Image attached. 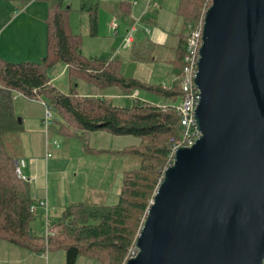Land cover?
Instances as JSON below:
<instances>
[{
	"label": "trees",
	"instance_id": "trees-1",
	"mask_svg": "<svg viewBox=\"0 0 264 264\" xmlns=\"http://www.w3.org/2000/svg\"><path fill=\"white\" fill-rule=\"evenodd\" d=\"M47 2L45 55L35 62H8L0 58V239L25 246L35 253L62 250L65 264H75L80 256L94 259L98 264H124L162 179L163 168L159 164L170 151L169 142V148L165 143L150 148L145 145V139L152 136L170 138L181 133L176 106L182 93L177 81L165 88L162 84L123 76L121 60L112 55L84 56L79 34L70 30V8L64 7L62 0ZM210 2L178 0L176 15L184 27L187 23L196 25ZM81 9L88 12L90 33L95 35L98 28L96 3L83 0ZM118 9L127 15L126 4L120 3ZM154 13H146L143 21L151 22L156 17ZM184 41V34L180 32L174 57L170 60L175 76L181 72ZM141 51L134 54L136 59L142 57ZM59 61L68 71V93L58 90L47 73ZM80 81L99 90L117 87L124 94L137 89L157 100L135 97L125 105L114 106L104 96L79 94ZM15 92L46 102L53 114L50 129L66 139L79 132L86 151H89L88 134L95 131L134 135L141 139L139 146L113 151L124 157L143 158L138 167L123 171L115 202L70 203L58 219L48 223L45 236L29 233V222L34 216L30 210L33 204L31 186L17 178L14 164L23 154L21 133L24 131L22 118L13 108ZM145 155H149L147 160ZM147 161L150 163L145 164Z\"/></svg>",
	"mask_w": 264,
	"mask_h": 264
},
{
	"label": "water",
	"instance_id": "water-1",
	"mask_svg": "<svg viewBox=\"0 0 264 264\" xmlns=\"http://www.w3.org/2000/svg\"><path fill=\"white\" fill-rule=\"evenodd\" d=\"M198 137L163 171L124 264H264V0H211Z\"/></svg>",
	"mask_w": 264,
	"mask_h": 264
},
{
	"label": "rangeland",
	"instance_id": "rangeland-1",
	"mask_svg": "<svg viewBox=\"0 0 264 264\" xmlns=\"http://www.w3.org/2000/svg\"><path fill=\"white\" fill-rule=\"evenodd\" d=\"M11 1L13 0H5V2L0 0V21L4 17L7 19L11 18L12 15H15V12H17L18 15L21 14L23 9H25L21 7L22 3L25 4V7H28V5L30 6L29 12L27 8L24 10L26 17L28 14H31L32 11L36 12L38 8L37 6L44 4L47 7L48 4L47 1L43 0ZM81 1L82 0H62L63 6L70 8V30L74 34H79L81 39V50L84 56L96 57L100 55H114L117 52V57L122 60L120 71L126 77H134L143 81L151 82L152 84H169L174 79V72L169 60H171L174 55L173 47L177 43L176 35L182 32V30L183 32L185 30L184 24H182L176 16L178 0H145L146 5H148V2L151 1L149 7H151L152 11L156 12L157 24L144 25L140 23L137 18H135V21H137V30L133 33L134 50H136L142 42L148 41L152 37L153 32H155L153 27L155 26L164 32L165 38L159 46L160 48L155 46L153 51H145L147 48H152L151 45L145 44L146 48L140 52L142 56L140 59H136L134 56H131L129 48L125 49L121 44L122 37L126 35L127 31L130 30L131 25H133V23L129 24L123 22L116 17L115 6L121 0H87L88 3H96L97 5L98 28L95 35L90 33L89 14L86 10L81 9ZM127 1H130L133 4L136 3L134 0ZM138 9L139 6L133 5V10L135 12H139ZM199 22L203 25V17L198 20V23ZM113 25H117L116 30H114ZM14 27H16V32H14L12 36L7 38L6 33L3 35L2 42H0V49L4 56H0V58L8 62H31L38 61L42 58L46 53V44L43 46V42H46V30L45 35L43 30L44 41L42 42L40 39V51L38 50L36 53L30 49L31 46H35V44H37V36L35 35L34 42L33 35L35 32L40 31L34 27V22L24 16H21L8 29L11 28L12 30ZM147 30H149L148 33ZM9 35H11V31H9ZM4 38H7V42ZM176 65L178 66V64ZM47 73L50 79L54 81L53 85L58 90L64 93L69 92L68 71L62 61L55 63L47 70ZM114 88L117 89L116 87ZM114 88L110 90H114L115 93L117 91H115ZM78 90L81 91L80 89ZM136 95L137 94H135V96ZM141 96H145L144 92H142ZM112 101L113 103H120L121 105H125L127 103L126 99L123 98H113ZM13 107L15 113L23 119L24 131L21 136L23 154H27L25 153L24 148H30L34 141V136L38 134L41 135L43 144L45 143L46 137L49 143L56 140L60 145V148L56 149V151H53L54 149H51L50 151L53 155L52 159H56V165L53 168H50V172L52 169V171H61L62 173L59 176L52 175L50 177V181L46 182V185L50 183V191L55 199L54 201H56L57 197L62 196L61 191L63 192L62 194L66 192L65 195L67 194L68 196L69 190L72 189V186L71 188H68L69 185L63 181L64 178L71 183H76L78 186L84 184V182L91 184L93 187L103 185L104 187H107L106 189H109L108 191L114 194L115 190L112 185L118 186V181L120 179L119 173L122 169H132L138 167L139 162L143 159L138 156L124 157L113 154L114 152H112L115 150H122L129 146H139L141 139L137 136H116L101 132L92 133L90 136H93L94 141H96V139L98 141H92L89 136L90 140H88V146L90 148H95L96 150H104H102L103 152L100 154H86L83 150V145L80 141L81 139L74 136L65 139L53 129H50V127L48 131L43 127L42 122L44 119V106L39 100L32 101L30 98L14 95ZM54 118H56V116ZM40 119H42L41 124L39 123ZM36 122L40 125V132L35 128ZM181 137L182 130L181 133L179 131L178 136L176 137L172 136L169 138L165 136H152L151 138L145 139V145H150V148H154L164 143L168 146L169 142L171 149L173 143L175 144L179 142ZM171 138L174 139L171 141ZM145 158L147 160L149 155H145ZM25 159H29L28 156H25ZM169 159H171L170 151L168 157H165L163 162H160L159 164V167L163 168L161 170L162 172L164 171V167L166 168L171 164ZM147 163L150 162H145V164ZM75 172H77L76 177L74 176ZM115 175L117 176L114 178ZM98 203H104V200H100ZM64 205L57 208L56 214H53L50 211L51 220L58 219V217L62 214ZM44 219L40 226V228L43 229V232L46 230L45 216ZM33 220L34 219H32V221ZM38 226V224L35 225V227ZM49 254L51 257L47 264H65L64 252L62 250H51L49 251ZM75 264L98 263L94 259L80 256L76 260Z\"/></svg>",
	"mask_w": 264,
	"mask_h": 264
},
{
	"label": "crops",
	"instance_id": "crops-1",
	"mask_svg": "<svg viewBox=\"0 0 264 264\" xmlns=\"http://www.w3.org/2000/svg\"><path fill=\"white\" fill-rule=\"evenodd\" d=\"M14 1L15 0H13L11 2H14ZM43 1H47V0H43ZM82 1H81V5H82ZM134 1L136 3L133 4L130 1L121 0L115 6V8H116L115 14L117 15L116 17L118 19L122 20L123 22L129 23V24L133 23V25H131V27H130V30L127 31V33H128L129 31L132 30V36H133V33H135L137 30V21H135L136 20L135 18H137V20L144 25L145 24H147V25H156L157 24L156 13H154L156 15V17L153 18L151 20V22L145 23V21H143V18L145 17L146 13L154 12L151 10V7H149L151 4V1L148 2V5H146L145 0H134ZM3 2H5V0H3ZM120 3H124L127 5V15L126 14L124 15L123 11L122 12L119 11L118 5ZM21 5H22L21 7L25 8V9L27 8V10L29 12L30 6L28 4H27L28 7H25L24 3H22ZM133 5L139 6V9H138L139 12H135L133 10ZM37 7H38L37 11L36 12L32 11L31 14H28L27 17L24 14L25 9H23V12L19 15L17 12H15V15H12L11 18L7 19L6 17H4L3 19H1V21H0V42H2V38H3V35L5 33H6V36L8 38V37L12 36V34L14 32H16V29H15L16 27H14L12 30H11V28L10 29H8V28L10 26H12L19 19V17L24 16L25 18L32 20L34 22V27L36 29L40 30L38 32H35V34L33 35L34 42H35V35L37 36V44H35V46L34 45L31 46V48H30L31 50L35 51L36 53L38 52V50L40 51L39 44L41 43V41L42 42L44 41L43 30H44V35H45V30H46L44 19H45V16L47 14L48 4H47V7L44 4H41ZM180 21L182 22V20H180ZM116 29H117V25L114 28V30H116ZM153 30L155 32H153L152 37L148 41L142 42L136 50H134V46H133L134 40H133V43L129 47L124 46V37L126 36L125 35L124 37H122V40H121V44H122L123 48H125V49L129 48L131 56H134L136 51L139 52V51L145 49V44H149L152 46V48H147L146 49L147 51H150V50L153 51L154 47L157 46V48H158L162 44V42L165 38L164 32H162L160 29L156 28V26L153 27ZM9 31H11V35H9ZM148 32H149V30H147V33ZM114 33H116V32H114ZM181 33H183V30ZM178 34L176 35L177 41H178ZM7 38L6 39L4 38V40L6 42H7ZM40 39H41V41H40ZM45 44H46V42L44 41L43 46ZM176 47H177V43L173 47L174 53H175ZM117 55L118 54L116 52V54H114L112 56L121 60L120 58L117 57ZM0 56H4L1 49H0ZM86 57H90V56H86ZM173 57H174V55H173ZM33 62H35V61H33ZM121 62H122V60H121ZM169 62L172 65L170 60H169ZM65 67H66V65H65ZM172 69H173V66H172ZM178 76H175V73H174V78H177ZM135 79H137V78H135ZM138 80H140V79H138ZM173 80L169 84H166V83L162 84V86L165 85V87H167V86L172 85V83L176 82V80H174V82H173ZM140 81H143V80H140ZM144 82H147V81H144ZM51 83L52 84L54 83V81L52 79H51ZM147 83H151V82H147ZM77 87H78V89L81 90V91L78 90L79 94H81V95H86V94L95 95L96 97L104 96L105 98H108L114 106H122V105L120 103H113V101H112L113 98H123V99H126V102H127L129 100H132L135 97L141 98L142 92H144V94H145V96L142 97V99L157 100L154 96L146 93L145 91H140L137 89L134 90L131 94H124L117 87H116L117 89H115L114 87H108V88L99 90L98 88H96L94 86H89L82 81L79 82ZM113 88L117 92L114 93V90L113 91L110 90ZM134 94H137V95L133 97ZM14 95L25 97L20 92H15ZM30 99L32 101H37L33 98H30ZM40 102L42 104V101H40ZM41 120L42 119L39 120L40 124H41ZM22 121H23V119H22ZM39 123L36 122L35 128L40 132ZM46 130L48 131L49 128H47ZM95 132H101V133H107V134L113 135V134L108 133L106 131H95ZM95 132H91L88 134V140H90V137H91V140L94 141L93 136H90V135L92 133H95ZM22 133H21V136H22ZM79 134L80 133L77 132L76 135H74V137L79 138L78 137ZM116 136H122V135H116ZM34 137H35L34 141L31 144L30 148H26V149L24 148L25 153H27V154H22V157H20L24 160V165L22 166V173L26 178L29 179V180H27V182H29V184L31 186V196L33 199L32 206H34V209H33V214H34L33 219L34 220L33 221L31 220L32 223L30 221L29 226H28L30 234L37 235V236H45L46 230L43 232L42 231L43 229L40 228V226L43 222L44 216L46 218V227H47L48 223L51 221L50 211L53 214H56L57 208H60V206H62L64 204L68 205L70 203H77V202H81V201L89 202V204H112L113 202H115L117 200L119 189H120V184H121V180H122L123 171H125L127 169H122V171L119 173L120 179L118 181V186L112 185V187L115 190L114 194L112 192L108 191L109 189H106L107 187H104L103 185H98L97 187H93L91 184L84 182V184L78 186L76 183H74V182L71 183V182L67 181L66 178H64L63 181L68 183V185L70 186V187L68 186V188H71V186H72V189L69 190L68 196H67V194L65 195L66 192H64V194H62L63 192L61 191L62 196L57 197L56 201H54L55 199L53 198L51 191H50V183H48L46 185V182L50 181V177L52 175L59 176V175H61L62 172L61 171H52V169L50 172V168H53L56 165V159H52L53 155L51 157H47L46 154L48 152H50L51 149H54L53 151H56V149H58V148H56L52 144V141H51V143H49V141L46 137H45V143L44 144H43V140H42L41 135L38 134V135H35ZM88 140H87V146H88ZM97 141L98 140L96 139V141H94V142H97ZM81 143H82V141H81ZM21 145L23 148L22 139H21ZM88 148H89V151H86L83 147V150L86 154H93V153H99L100 154L103 152L102 150H104V149L96 150L95 148H90L89 146H88ZM115 151H117V150H115ZM25 156H28L29 159H25ZM74 176L75 177L77 176V172L74 173ZM116 176L117 175H115L114 178ZM111 191H112V188H111ZM76 200H78V201H76ZM100 200H104V203H98ZM41 201H44L45 207L39 205V203ZM65 205H64V207H65ZM36 211H37V214H36ZM36 224H38L39 226L35 227ZM50 257H51V255L49 254V250H46L45 252L35 253V252H32L30 249L26 248L25 246L15 245V244H12V243L4 240V239H0V264H47L50 260Z\"/></svg>",
	"mask_w": 264,
	"mask_h": 264
},
{
	"label": "built area",
	"instance_id": "built-area-1",
	"mask_svg": "<svg viewBox=\"0 0 264 264\" xmlns=\"http://www.w3.org/2000/svg\"><path fill=\"white\" fill-rule=\"evenodd\" d=\"M116 25H113L115 28ZM185 30L183 32L185 36L184 41V51L182 56V69L181 73L174 80L178 81L181 95V101L179 105L176 106L177 114L179 116V125L182 130L181 140L177 143H173L170 149L169 162L172 161L175 150L180 146H190L194 140L198 137V131L195 123V108L199 101V90L194 84V79L197 72V62L199 58V49L202 44V23L199 22L196 25H191L187 23L185 25ZM133 43L132 30L129 31L124 37V46L129 47ZM173 80V82H174ZM165 87V85H163ZM166 88V87H165ZM135 94L133 95V97ZM44 119L43 126L47 129L50 127L53 119V114L51 107L44 101ZM174 138L171 139V141ZM52 144L59 148V143L56 140L52 141ZM47 157H51L52 153L48 152ZM15 174L17 178L27 181L22 173V166L24 165V160L19 158L15 161ZM39 205L45 207L44 201H41ZM34 206H31L30 210L33 211ZM136 253L135 247L130 250L129 257L134 256Z\"/></svg>",
	"mask_w": 264,
	"mask_h": 264
}]
</instances>
